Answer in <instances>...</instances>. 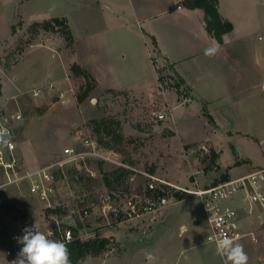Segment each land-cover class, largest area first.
Segmentation results:
<instances>
[{
	"label": "rangeland",
	"instance_id": "374dc122",
	"mask_svg": "<svg viewBox=\"0 0 264 264\" xmlns=\"http://www.w3.org/2000/svg\"><path fill=\"white\" fill-rule=\"evenodd\" d=\"M261 1L264 14V0ZM137 11L133 0H0V60L3 63L0 85L5 74L12 76L16 73L26 77V73L36 74L50 64L49 54L40 53L36 57L34 51L25 65L16 68L31 44L50 43L62 50L66 43L67 47V71L57 70L50 76L54 79L65 74V94L57 90L44 95L43 89L39 96L29 97L26 96L28 92H20L31 90L34 86L30 82L25 89L21 87V80L16 79L15 82L6 78L7 95L17 94L10 98L7 110L23 114L17 121L15 132L16 154L21 159L22 168L34 169L65 158L66 147H74L78 151L90 150L91 147L83 141L87 135L96 139L104 149H113L117 153L114 157L123 159L139 171L158 172L181 185L193 179L200 182L204 174L210 177L219 175V162L224 173L229 165L241 160L235 165L232 175L263 166L264 117L256 100L260 89L249 97L248 105L247 101L242 103L243 111L238 107L240 112L227 116L219 110L220 113H217L220 102L209 107H202L196 101L176 106L175 100L172 102L173 120L166 99L175 90L177 100H183L182 95L187 88L181 83V92L177 91L174 84L181 82V77L153 46L151 34L146 28L148 22L135 17ZM65 15L76 39V58L72 56L74 43L68 46L62 32L45 29L34 32L30 28L36 20ZM254 34L258 43H264V28H254ZM124 43H135L136 77L131 75L132 79L139 77L147 91L156 95L145 98L133 91L101 89L93 78L88 80L94 87L85 93L83 86L87 84V78L74 74L71 69L75 59H91L96 64L97 53L112 52ZM40 86L36 87L41 89ZM22 99L23 103H19ZM154 110L166 112L163 122L175 134L169 137L171 129L160 127L162 120L157 118ZM213 116L218 117L216 124ZM102 120L109 125L100 124ZM204 121L208 125H204ZM117 134H121L122 139ZM101 137L111 145L103 144ZM190 137L221 147L216 161L211 159V153L198 148L200 143L183 145V139ZM212 148L215 147L212 145ZM85 156L53 168L55 192L51 197V206L31 193L26 182L3 185L6 176L0 171V185H3L0 186V264H12L17 258L22 245L15 247L10 235L23 222L44 228L46 219L49 222L59 220L63 228H67L69 222H76L77 226L82 223L80 229L73 226L82 238L95 236L98 232L111 239L104 252L87 256L83 264H148V253L157 257L156 264H224V258L216 253V244L206 241L204 229L197 235L191 234V231L178 234L177 225L181 221L188 223L191 219L204 218L199 197L188 196L179 201L172 198L163 211V219L151 230H146V226H135L134 220L117 222L109 212L106 215L103 213L102 199L111 195V204H124L131 198L141 199L146 178L138 171H131L110 186L106 174L120 168L119 165L94 155ZM55 206L64 208L65 212L55 213L47 209ZM118 229L121 231L118 232ZM147 233L149 236H146ZM238 241L245 252L250 247L253 249L245 240ZM182 248H185L183 252ZM196 253L201 256L194 257Z\"/></svg>",
	"mask_w": 264,
	"mask_h": 264
},
{
	"label": "crops",
	"instance_id": "0c3cea01",
	"mask_svg": "<svg viewBox=\"0 0 264 264\" xmlns=\"http://www.w3.org/2000/svg\"><path fill=\"white\" fill-rule=\"evenodd\" d=\"M133 2L138 9V15L135 13L134 16H139L148 22L146 28L151 34L153 46L157 48L161 58L170 63V67L173 68L174 72L185 80L184 85L187 89L186 93L182 95L183 100H177L178 94L175 90H172L170 98L166 99L171 108L170 115L173 120L172 109L174 106H172V102L175 100L176 106L180 104L190 105L193 101H196L202 107H209L220 102L221 105L217 108V113L221 112V114L227 116V114H232L233 112H240L237 111L238 107L243 111L241 107L242 103L249 100V97L253 96L257 89L261 90L257 91V105H259V112L264 117V43H258L254 34V28H264L263 4L261 0L259 3L258 0H219V10L222 16L233 23V29L223 35L222 42H219L207 30L205 11L201 7L189 8L185 6L182 0H133ZM179 4L181 7H178ZM237 11H240V13ZM241 11L243 12L241 13ZM65 17L67 18L66 15ZM210 47H214L218 51L215 55L207 56L205 55V49ZM73 50L72 56L76 58L74 57L77 53L75 38ZM34 51L36 57L40 56V53L51 54V58L48 55L50 64L45 66V70L39 71L36 74L35 72H33L34 74L26 73V77L23 74V77L16 73L12 76L5 74L6 77L4 76L1 79L0 85V105L5 108H10V98L17 95L15 93L7 95L6 78H11L13 81L16 79L21 80V85L23 84L21 87H25V89L29 84L28 82H30L31 86L34 87L31 90L29 89V91H27L28 89L26 91L21 89L22 91L20 92V94L28 92L27 94L29 95L26 96L29 97H36L31 92L38 85H41L42 91L44 89V95L54 93L57 90H61L64 94L67 92V88H65L67 85L65 74L50 79L52 78L50 76L54 75L57 70L64 69V71H67L66 43L62 50L57 49L55 45L50 43L31 44L15 65L16 68L25 65L28 57L31 55L30 53ZM135 53V43H124V45H118L112 52L97 53L96 64L91 59L82 61L81 58L75 59V62H79L89 71L95 78L97 86L101 89L133 91L145 96V98L154 97L156 93L153 92V94L147 91L145 85L139 80V77L138 79H132L131 77V75L136 77L134 66L136 60ZM140 60H142V57H140ZM32 81L36 82L32 83ZM63 87L64 89H62ZM17 102L16 100V104L19 105V103H23V99L22 101L19 100V103ZM248 103L249 101L246 102V105ZM247 108L248 106H246ZM212 119L216 124L218 117L213 116ZM161 120L162 125L160 127H168L165 126L163 119ZM204 125H208V122L204 121ZM171 131L172 133L169 137L175 134V131L172 129ZM204 142L222 150L221 147L214 145L210 141H202V139L200 141L194 137L183 139V145L187 146ZM240 162L241 160H236L233 165L231 164L226 168L225 172H228L230 176H236L232 175L231 172L235 165ZM220 165L219 162L217 165L219 166L217 168L219 175L210 177L208 174H204L205 177L200 182L209 183L219 178L221 176L220 173L224 171V169H220ZM250 170L252 169H247L243 173ZM202 209L203 219H191L187 221L188 223L184 221L178 223L179 235H183L188 231H191V234L197 235L204 229L207 241L210 227L203 204ZM163 215L164 212L156 222L150 225L149 230L163 219ZM134 221H136L134 225L139 227L146 226L147 222L146 219H134ZM182 227L184 228L182 229ZM242 227L244 231L254 230L258 236L257 242H254L248 236L239 239L245 240L253 247V249L250 247V250L246 252L249 257L248 264H259V261H261V264H264V222L262 223L259 219L244 216ZM120 231L121 229H118V232ZM146 236H149V234L147 233ZM184 250L185 248H182L181 252ZM193 256L198 257L201 255H197L196 253Z\"/></svg>",
	"mask_w": 264,
	"mask_h": 264
},
{
	"label": "built area",
	"instance_id": "2783aa9c",
	"mask_svg": "<svg viewBox=\"0 0 264 264\" xmlns=\"http://www.w3.org/2000/svg\"><path fill=\"white\" fill-rule=\"evenodd\" d=\"M178 7H181L179 4ZM3 63L0 60V68ZM42 89L34 88L33 96H38ZM153 113L158 119L166 117L165 111L154 110ZM22 112L10 113L7 108L0 106V124L9 134V144L0 146V171L6 176L3 183H28L31 193L45 200L48 206L52 205L51 197L54 194L52 170L56 165H63L76 160L85 155H94L101 159L117 163L119 167L138 171L145 176L146 182L142 190V198H131L124 204L111 201V195H106L102 199L103 213L107 212L115 218L117 222L130 221L134 219H146V230L150 225L156 222L164 209L170 204L171 199H180V196H197L201 199L210 231L207 235V241L215 244L217 239L223 236H229L236 239L250 237L254 242L258 241V236L254 230L244 231L242 220L244 216L259 219L264 222V165L256 167L246 173L229 176L226 179L213 181L209 183H200L196 179L186 185H181L151 170H138L126 163L123 159L114 157L117 155L113 149H104L100 143L87 135L83 141L90 150L78 151L74 147H66L67 156L56 162L45 164L34 169H23L16 154L15 132L17 121L21 120ZM199 149L206 153L212 150L220 151L218 148H212L208 143H200ZM113 155V156H112ZM0 185V186H3ZM116 198V197H115ZM175 200V201H176ZM53 217V216H52ZM49 220V219H48ZM45 220V227L40 228L37 225L29 224L28 221L17 228L11 235L10 240L15 247H18L17 237L23 235L25 228H32L47 234L52 232L51 239L60 241H69L74 236L73 226L76 222H69L66 227H61L59 220L49 222ZM26 223V224H25ZM184 227H182L183 229ZM11 264V263H8Z\"/></svg>",
	"mask_w": 264,
	"mask_h": 264
},
{
	"label": "trees",
	"instance_id": "16d2710c",
	"mask_svg": "<svg viewBox=\"0 0 264 264\" xmlns=\"http://www.w3.org/2000/svg\"><path fill=\"white\" fill-rule=\"evenodd\" d=\"M185 6L189 8H196L201 7L205 11V22H206V28L207 30L216 37V39L219 42L223 41V35L227 33L228 31L233 29V23L228 20L227 18H224L219 10V0H182ZM30 28H33L32 30L34 32H39L41 29L49 30V31H60L64 34L67 45L71 46L74 43V34L72 31V28L70 26V23L68 19L65 16H54L51 17L48 20H36L32 22V25ZM12 29H15V25L12 26ZM71 69L74 74L77 75H83L87 78V84L83 86L85 88V93L90 91L94 85L88 80V78H95L87 71L80 63L73 62L71 65ZM161 80V77H159ZM181 82H175L174 86L176 87L177 91L181 92V83L185 84V80L183 78L180 79ZM83 98V95H82ZM108 124L106 121H100V124ZM117 124L119 122L116 121ZM100 124L98 126H100ZM109 127V126H106ZM112 132V131H111ZM119 139H122L121 134H117ZM100 141L105 145H111L110 142L105 141L103 137L100 138ZM218 156V152L215 150H212L211 152V159L215 162L216 157ZM131 172L130 169H126L123 167L117 168L113 170L112 172L106 174V180L107 183L110 186H113V183L118 181L123 175L129 174ZM230 175L228 172H224L221 174L219 178H217L215 181H219L221 179H226ZM185 198V196H180V199ZM51 212L55 213H61L65 212L64 208L61 207H48L47 208ZM77 226V225H75ZM74 226V227H75ZM77 229H80L83 227V224L80 223V225L77 226ZM74 230V236L69 241H65L64 243L67 244V247L70 251V258L72 261V264H83V261L86 259L87 256L93 255L97 256L104 252L111 239L107 236L100 235L98 232L95 234V236H90L87 238H82L78 231L73 228Z\"/></svg>",
	"mask_w": 264,
	"mask_h": 264
},
{
	"label": "clouds",
	"instance_id": "9594fccd",
	"mask_svg": "<svg viewBox=\"0 0 264 264\" xmlns=\"http://www.w3.org/2000/svg\"><path fill=\"white\" fill-rule=\"evenodd\" d=\"M217 51L218 49L210 47L205 49V55L212 56ZM9 139L7 130L0 124V146H7ZM51 236V231L45 234L25 228L23 235L16 238L22 248L12 264H72L67 244L51 239ZM215 244L216 253L224 258V264H248L249 257L238 239L225 235L217 239ZM146 259L148 264H156L157 257L152 253H148Z\"/></svg>",
	"mask_w": 264,
	"mask_h": 264
}]
</instances>
